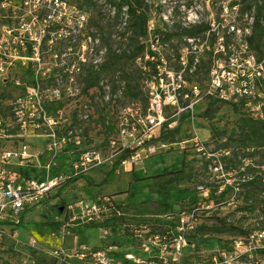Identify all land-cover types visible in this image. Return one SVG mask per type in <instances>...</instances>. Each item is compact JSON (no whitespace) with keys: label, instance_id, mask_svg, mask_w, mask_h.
<instances>
[{"label":"rangeland","instance_id":"374dc122","mask_svg":"<svg viewBox=\"0 0 264 264\" xmlns=\"http://www.w3.org/2000/svg\"><path fill=\"white\" fill-rule=\"evenodd\" d=\"M64 1L76 4L78 10L63 9L61 19L55 17L46 21L49 9L43 0L39 3L36 0H0V62L3 64L0 71V131L5 134L0 137V142L4 148L17 149L27 139L28 151L35 156L45 144V137L33 136V133L39 134L51 128L28 129L24 132L27 134L20 137L23 131L15 122L12 106L18 98H24L32 91L34 81L39 85L43 103L54 100L64 103L57 114L55 128L77 129L83 138V149L105 148L116 128L120 111L134 102L126 94V80L120 77L125 71L139 73L142 69L140 86L145 91L147 81L154 74L148 64L150 61L146 59V48L137 49L154 32L175 33L164 42L173 52H178L190 37L182 28L207 26L205 32L193 36L203 37L213 27L216 35L223 36L226 44H232L235 50H240L242 43H248L250 52L257 59L264 60V32L262 38L253 43L249 40L258 8L262 7L264 12V0H143L148 31L146 36H138L136 41L132 40L136 36L128 15L124 12L118 17L112 0ZM126 9L124 7V11ZM21 22L28 23V26L20 27ZM210 43L213 48L214 36ZM169 51L165 52L167 56ZM123 52L133 58H123L119 64L110 65V55ZM224 60V53L207 51L203 54L199 66L201 82L212 67ZM104 63H109V69L100 73L98 86L85 92L90 70H98ZM144 64L147 70L143 68ZM171 66L177 68L176 63ZM54 89L58 90L57 94H53ZM137 102L144 103L142 98ZM206 105V101H202L195 106L194 116H184L173 128L178 129L174 136L169 135L170 130L167 132V148H159L156 154L136 165L128 164L113 171V164L106 163L88 171L87 176L77 181L68 177L37 204L22 211L19 224L5 223L11 237L8 235L0 245V264H59L50 255L56 247H64L72 254L79 245L93 247L107 243L117 244L121 252L132 251L143 256H148L143 247L147 244L150 254L158 255L161 249L158 243H152L154 235L166 236L170 239L167 242L171 243L178 235L177 226L182 218L186 221L195 208V223L186 233V245L179 264H264V254L251 251L256 241L240 240L238 233L229 234L224 230L231 226L250 232L264 229L263 194L257 187L253 188L257 197L255 211L247 209L248 205L242 199L233 205L225 203L220 206L198 199L201 198L197 196L199 185H205L212 191L215 184L207 178L206 157L197 150L194 141H201L209 152H221L229 137L238 139L234 130L239 118L248 114L242 106L239 107L240 112H235L232 104L218 102L212 115L206 116L203 114ZM231 149H234L235 156L230 162L226 160L227 167L243 164L249 157L248 168L254 174L264 171L263 152L247 150L237 141L231 142ZM41 153L39 159L44 157L46 161L44 152ZM77 154V151L70 154L69 150H64L54 160L49 172L46 164L43 168L45 161L42 166H34V157H30L29 167L25 166L23 172L39 180L60 174L68 176L72 172L69 166L72 156ZM183 165V173L177 176L169 174L182 169ZM13 166L17 168L18 162L14 160ZM162 173L166 174L163 181L171 180V184L163 188L162 180L136 181L134 178V175ZM131 181L133 184L129 190ZM205 188L201 195L207 191ZM106 195L112 196L121 204L122 210L127 211V220L132 224L128 234L118 230L117 221L100 219L91 225L80 219L71 220L74 217L69 208L71 205ZM158 197L160 200L152 202ZM127 208L133 212L129 214ZM136 208L143 211L140 218L131 215L137 213ZM163 220L165 222L161 223ZM54 222L70 224L66 230L63 225L59 228L52 225ZM201 226L208 228V233L198 234L197 229ZM16 232L17 235L12 237ZM194 234L198 239L193 237ZM31 238L35 239L34 243H30ZM224 244L231 250L227 251ZM174 250L169 246L165 252L171 253L168 256L172 257Z\"/></svg>","mask_w":264,"mask_h":264},{"label":"built area","instance_id":"2783aa9c","mask_svg":"<svg viewBox=\"0 0 264 264\" xmlns=\"http://www.w3.org/2000/svg\"><path fill=\"white\" fill-rule=\"evenodd\" d=\"M40 1L42 0H36L37 3ZM43 2L49 9L46 21L55 17L61 19L63 9L78 10L76 5H69L64 0H43ZM19 26L25 28L28 23L21 22ZM212 36L215 40L213 48L210 43ZM143 44L146 48V59L156 68L146 83L147 103L144 106L133 102L120 111L116 128L105 148L83 149V138L77 129L55 128L54 125L58 120L56 117L47 115L42 102L43 97L39 95V87L32 88L26 97L18 98L12 103L15 122L20 131H23L20 137L26 135L27 133L24 134V132L28 129L34 131L38 128L44 129L46 126L51 128L39 134L33 133V136H43L47 140L46 150L50 152V159L46 163L48 172L54 160L64 150H69L70 154L77 151L78 154L76 157L72 156L73 160L69 164L72 169L70 175L60 174L53 178L48 176L46 180H39L26 178L13 166L14 160L20 163L34 157L28 151L29 145L22 143L17 149H7L0 142V245L9 235L5 223H13V226L19 224L22 211L37 204L46 193L68 177L86 174L93 168L106 163L115 164L119 161L117 168L126 167L128 164L136 165L139 161L156 154L159 148H167L168 143L161 140V136L177 126L184 116H194L195 106L202 101L213 98L227 102H242L253 116L264 120V60L257 59L250 52L248 43H242L241 49L235 50L232 44H226L223 36L218 33L216 35L215 29L211 27L203 37L187 38L185 47L178 52H173L166 42L161 41V36L155 33ZM167 51L169 56L165 53ZM207 51H213L216 54L224 53L225 60L212 67L202 82H197L195 78L200 59ZM172 63H176L177 68H172ZM2 65L0 62V71L3 70ZM143 68L147 70L146 64ZM36 80H38L37 77ZM52 91L53 94L58 93L57 89ZM2 136L5 134L0 131V137ZM194 144L206 157L208 171L215 176L216 182L221 183L225 180V183L233 187V196L221 204H235L236 193L240 191V188L234 184L237 179L232 177L233 173L225 171L222 160L228 151L209 152L199 140H195ZM126 153L127 155L124 156ZM242 177L246 178V176ZM204 186L199 185V190L204 191ZM223 188L224 186L221 185L218 193ZM205 189L207 191L203 196L207 198L210 191L208 188ZM210 202L213 203L212 205L215 204L214 200ZM115 206L116 200L109 196L97 197L92 201L80 200L75 206L69 207L74 215L71 220L80 219L85 223H96L100 219L103 221L107 211ZM116 211L120 215V211L118 209ZM196 211L197 208L193 209L188 217L187 220L190 222L182 218L177 226L178 235L172 239L171 243L167 242L165 237H153L152 243L155 245L158 243L161 249L158 255H151L152 252L147 244L143 247L148 256H143L132 251L120 252L118 245L113 243L96 248L79 245L74 248L72 254L63 247H56L50 251V255L65 264H172V261L175 262L173 264H179L186 245V233L193 228ZM68 224L70 223L63 225L64 229L68 227ZM16 235L17 232L12 237ZM239 239L248 240L251 243L256 241L257 244L251 246V251L264 248V229L253 231L247 237H239ZM34 241L35 239L31 238L30 243ZM169 246L175 249L172 257L168 256L171 253L165 252ZM153 258H158L162 262H157Z\"/></svg>","mask_w":264,"mask_h":264},{"label":"trees","instance_id":"16d2710c","mask_svg":"<svg viewBox=\"0 0 264 264\" xmlns=\"http://www.w3.org/2000/svg\"><path fill=\"white\" fill-rule=\"evenodd\" d=\"M115 8H116V14L117 16H121L124 12L128 15V19L130 24L132 25L133 29H134V34L136 36L135 39H132L133 41L137 40L138 36H146L147 35V31H148V17L146 15L145 9L142 8V4H143V0H112ZM86 3L88 4H93L92 1H86ZM69 5H76V4H71L68 3ZM77 6V5H76ZM124 7H127L126 11H124ZM264 18V12L262 10V7L258 8L257 14L254 18V23H253V32L252 34L249 36V40L251 43H253L254 41L257 40V38H262L263 36V32H264V25L262 24V20ZM207 26H203V25H195V26H191L190 28H182V30L184 31L185 34H187L190 37L193 36H197L199 34H202L203 32L206 31ZM210 29V28H209ZM208 29V30H209ZM207 30V31H208ZM155 34H159L161 36V41H166L169 40L171 36H174L175 33H163V32H154ZM143 47L145 48V45L143 44V46H139L137 47V49H143ZM258 49H260V46L257 45L256 46ZM264 56V53L262 55V57ZM111 58V62L110 65L113 64L114 66L119 64V62H121L123 60V58L125 59H132L133 57H131L130 55H127L126 52L123 53H113L112 55H110ZM109 63H104L100 66V68L98 70L92 69L90 70L88 76H87V80H86V85L84 88L85 92H89L91 89L95 88L96 86H98L99 84V80H100V73H102L103 71H107L109 69ZM149 65H151V68L153 70V72H155L156 68L155 65L148 63ZM140 68V67H139ZM199 69L196 72V78L195 80L198 82H201V78H200V72ZM140 72H142V69H139V73L137 71H132V72H128L125 71L123 73V75L120 78H124L126 80V94H128L129 96L132 97V100L134 101V103H139L137 102L140 98H142V101L144 102L143 104L140 103L141 105H146L147 103V96L146 93L144 91H142L141 86H140ZM151 74V72H150ZM39 87L38 83L36 81H34V86L33 88ZM218 102H224V103H229L232 104L233 109L235 112H240L241 109L239 108L240 106L244 107L245 110L247 111L248 114L242 115L239 120H238V124H237V128L234 130V134H237L238 139L233 140L232 137H229V141L227 143H225L224 148L222 151H228L227 155H224L222 157L223 160V164H224V168L225 171L228 173H233L232 177L236 178L237 180L235 181V185H237L240 188V191L236 193V197H235V201L240 202V199L244 200V203L246 202V204L248 205L247 209H250L251 211H255L257 209V205H256V200L257 197L254 195L253 193V188L257 187V189L260 190V192L263 194L262 196V200L264 203V171L262 173H258V174H254L249 168V157L248 159H246L243 164L240 165H230L229 167H227L226 164V160H228L229 162L232 161L233 159V155L235 156V152L234 149H231V142L233 141H237L240 142L241 146H243L245 149H253V150H257L259 152H263L262 154L264 155V120L260 119L258 117L253 116V114L249 111L248 108H246L244 106V104L242 102H227V101H223L220 99H207L206 100V109L204 111V115L206 116H211L212 113L215 111L216 108V104ZM133 103V102H132ZM45 110L47 111V115L49 117H56L57 118V114L59 113V111L64 107V103L59 102L58 100H54V101H48L47 103L44 102L43 103ZM178 131V129H172L170 130V134L171 136H174L176 134V132ZM219 135H222V133H217ZM170 136V137H171ZM173 138V137H172ZM161 140H166L168 139L166 134L162 135ZM27 139L24 140L23 143L26 142ZM26 144V143H25ZM46 145H47V140H45V144H43V147H45L46 149ZM126 154H124V156H126ZM185 160V159H184ZM120 164V162H116L115 164H113V171H115L118 167V165ZM252 163H250L251 165ZM184 171V165L182 166V169L180 170H176L175 172H170L169 174H174V175H179L181 173H183ZM206 171H207V178L208 179H212L213 183L215 184L214 188L212 189V191H210V195L209 197H204L203 195L200 194L201 191L197 192V196H201L198 197L199 200H204L202 202H210V200H214L216 206H220L223 205L221 204L222 202H225L227 200H229L232 196H233V187L232 185H229L227 183L224 182H219L217 183L215 176L210 173L208 171V161H206ZM22 173V172H21ZM23 175H25L26 178H32L30 173H22ZM134 174V173H133ZM168 174V175H169ZM83 176H87L86 174H80L78 176H74L71 177L72 181H77L80 178H82ZM166 174L162 173V174H156V175H149L146 174L144 176H137L134 175V178L136 179V181H143L146 179H153L154 181H163L165 178ZM242 176H246V178H243ZM68 179V178H67ZM66 179V180H67ZM245 179V180H243ZM66 180H64L63 182H65ZM93 181V180H92ZM61 182V183H63ZM164 183L163 187H166V184H171V180L167 179V181H163ZM212 182V181H210ZM133 183V182H131ZM224 186L223 190L221 192L218 193V189L219 187ZM244 187H246V190L244 189ZM130 190V188H129ZM162 189H160L159 191H161ZM184 195H186L185 191H183ZM107 196V195H106ZM112 197V196H109ZM195 198V197H194ZM157 201L160 200V198H156L153 199V201ZM115 209V210H114ZM120 211V215L117 214V210ZM262 209L264 211V205L262 204ZM141 215H139L140 218ZM128 215L127 213L122 210V206L121 204H119L116 201V206L113 207V209L111 208L110 210L107 211V215H105V219L106 220H111V221H117L118 225H119V231L122 232L123 234H128L127 232L129 231V228L132 227V224H130L127 220ZM165 220V219H164ZM160 221L161 223L165 222V221ZM218 221L221 222L220 219H217ZM224 223V221H222ZM52 225H55L56 227H61L62 225H64L65 223L62 222H54L51 223ZM93 224H97L95 222H91V225ZM222 226L224 227L225 224H222ZM226 231H228V233H238L237 236L239 237H247L251 232L248 230H244L241 227H237V226H231V227H225ZM209 229L206 227H198L197 232L198 234H202L205 235L206 233H208ZM154 236H159L160 238H162L160 236V234L154 235ZM193 237L195 239H198L197 235H193ZM165 240L169 241L170 239H167V237L165 236ZM94 248L96 247H100V246H93ZM224 248H226L227 251L231 250V247H228V245L224 244ZM1 249V248H0ZM255 252H259L264 254V248H258L256 250H254ZM253 251V252H254ZM121 252V251H120ZM155 259L157 262H162L161 260H159L158 258H153ZM54 261L59 262V264H65L63 261H59L57 258H54Z\"/></svg>","mask_w":264,"mask_h":264},{"label":"crops","instance_id":"0c3cea01","mask_svg":"<svg viewBox=\"0 0 264 264\" xmlns=\"http://www.w3.org/2000/svg\"><path fill=\"white\" fill-rule=\"evenodd\" d=\"M42 151V153L44 152V155L47 157V159H46V161H45V158L43 157L44 155H42V157H43V160H41V159H39V157H40V152ZM41 151H39L35 156H34V158H33V163H34V166H36V165H38V166H42V163L45 161V163L43 164V168H44V165L48 162V160L50 159V152L49 151H47L46 149H45V147H43L42 149H41ZM41 153V154H42ZM38 157V158H37ZM29 161H30V159H26V160H24L23 162L21 161L20 163L18 162V164H19V166L17 167V168H15L16 170H18V171H20V173L22 172V173H24L23 172V170H24V167L25 166H27V167H29ZM21 173V174H22ZM25 174V173H24ZM41 174V173H40ZM23 175V174H22ZM23 176H25V175H23ZM42 180V179H41ZM132 182V181H131ZM131 182H129L128 183V185H129V188L131 187V185L133 184V183H131ZM45 198V197H44ZM28 209V208H27ZM127 209H129L128 211H129V214H130V212H133L130 208H127ZM136 209H138V211H137V213H135V214H131V215H133V216H135V217H138L139 218V215H141V214H143V211L142 210H140L139 208H136ZM143 209H145V208H143ZM26 211V210H25ZM125 211V210H124ZM125 212H127V211H125ZM136 212V211H135ZM142 212V213H141ZM139 213V214H138ZM67 215H68V211H67ZM64 248V247H63Z\"/></svg>","mask_w":264,"mask_h":264}]
</instances>
